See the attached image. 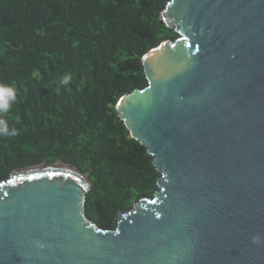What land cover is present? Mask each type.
Segmentation results:
<instances>
[{
    "label": "water",
    "instance_id": "1",
    "mask_svg": "<svg viewBox=\"0 0 264 264\" xmlns=\"http://www.w3.org/2000/svg\"><path fill=\"white\" fill-rule=\"evenodd\" d=\"M160 19L178 37L115 105L154 194L105 229L76 165L16 169L0 181V264H264V0H168Z\"/></svg>",
    "mask_w": 264,
    "mask_h": 264
},
{
    "label": "trees",
    "instance_id": "2",
    "mask_svg": "<svg viewBox=\"0 0 264 264\" xmlns=\"http://www.w3.org/2000/svg\"><path fill=\"white\" fill-rule=\"evenodd\" d=\"M167 2L0 0V83L17 90L0 118L18 133L0 136V181L45 161L74 164L94 183L87 214L105 229L154 194L152 157L115 105L148 84L142 56L178 37L160 19Z\"/></svg>",
    "mask_w": 264,
    "mask_h": 264
},
{
    "label": "clouds",
    "instance_id": "3",
    "mask_svg": "<svg viewBox=\"0 0 264 264\" xmlns=\"http://www.w3.org/2000/svg\"><path fill=\"white\" fill-rule=\"evenodd\" d=\"M71 77L65 75L62 77V83L67 85ZM17 98V90L14 85L0 83V116L10 112L13 104ZM17 129L14 126H10L7 119L0 118V136L13 137L16 136ZM254 244L261 242L259 234L252 238Z\"/></svg>",
    "mask_w": 264,
    "mask_h": 264
}]
</instances>
